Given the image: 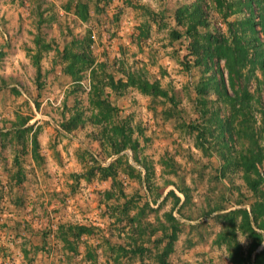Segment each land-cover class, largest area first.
<instances>
[{
	"label": "rangeland",
	"instance_id": "374dc122",
	"mask_svg": "<svg viewBox=\"0 0 264 264\" xmlns=\"http://www.w3.org/2000/svg\"><path fill=\"white\" fill-rule=\"evenodd\" d=\"M69 1L0 0V264H160L166 240L162 230L151 231L160 223L169 225L164 217L169 212L179 230L167 264H231L228 248L216 243L223 230L217 216L237 208L248 211L252 193L241 171L222 178L215 151L198 147V126L204 122L192 85L199 69L186 68L189 17L183 14L184 24L175 21L178 8L195 0ZM223 1L229 7L236 0ZM77 2L87 6L86 21L74 13ZM204 3L211 24L225 33L215 0ZM244 16L232 14L227 21ZM173 32L181 38L174 39ZM86 37L94 62L76 83L64 71V58L77 50L73 41ZM102 65L105 74L124 82L125 73L142 71L174 98L170 106L134 87L120 95L103 88L119 119L133 129L136 155L147 173L127 149L122 161L132 170L117 166L114 179L96 171L90 175V167H108L117 156H108L94 140L98 130L90 123L70 132L61 127L77 111L90 115V72L101 73ZM254 70L247 88L251 94L258 90L261 99L250 124L264 149V72ZM170 107L168 119L162 111ZM205 139L213 142L208 135ZM258 171L264 173V160ZM107 191L117 197L106 200ZM169 191L180 198L175 208L173 197L163 200ZM127 199L132 201L125 208ZM239 199L244 204L237 205ZM67 226L91 229L77 240L69 236L75 250H67L60 239ZM237 241L244 250L250 244L241 233Z\"/></svg>",
	"mask_w": 264,
	"mask_h": 264
},
{
	"label": "trees",
	"instance_id": "16d2710c",
	"mask_svg": "<svg viewBox=\"0 0 264 264\" xmlns=\"http://www.w3.org/2000/svg\"><path fill=\"white\" fill-rule=\"evenodd\" d=\"M72 0L68 2L71 5ZM217 13L221 16L225 24V33L211 24L210 13L206 8L204 0H195L191 6L183 5L175 12V21L183 23V14L189 17L186 22L187 38H191L188 45L187 69H199L198 80L192 86L197 94L194 100L195 107L203 124L190 127L191 131H197V142L199 149L215 151L219 158V174L222 178L226 175L241 171L243 178L252 193V202L249 210L237 208L225 213H220L217 218L221 220L223 230L217 235V244H224L228 248L229 261L231 264H264V173L258 171L264 160V149L259 145L255 132L251 129V124L255 118L253 111L256 103L261 99L260 92L250 93L247 84L252 76L255 77V68H261L264 72V0H236L229 7H225L223 0H215ZM69 10V7H66ZM74 13L82 21L87 20L88 11L85 3L77 2L74 5ZM245 13L242 19L227 21L232 14ZM258 27V29H256ZM173 38L179 39L181 35L173 32ZM142 38V37H140ZM89 37L82 41L72 42V47H76L75 52L65 55L68 64L65 73L70 75L74 82H79L81 73L94 62L88 51ZM37 65L38 57L33 58ZM223 62V67L220 62ZM250 64L248 75H243L244 70ZM96 73L92 69L90 72V92L88 102L91 108L90 115H84L83 111L74 113L67 121L61 125L66 132L73 131L79 127L83 128L86 123H90L98 130V134L92 135L94 140L99 142L100 147L105 150L108 156L115 155V162L108 167H90V175L98 172L102 178H115V167L125 166V170H132L128 162L122 161V153L129 149L134 153L136 162L141 163L143 169L148 172L146 163L141 161L136 155L139 141L133 138V129L127 121L118 117V110L104 96V87L116 95L122 94L128 87L136 88L140 93L155 98H162L164 103L173 106L174 98L168 91L162 89L157 80L150 81L142 71L125 73L126 81L115 80L112 75L103 72ZM40 70L39 67L37 68ZM225 72L226 77L225 78ZM38 76L40 74L38 73ZM104 79V80H103ZM106 80V81H105ZM264 83V82H263ZM224 110V112H223ZM223 112V113H222ZM165 118H172V108L162 111ZM262 122L264 123V108L261 111ZM237 120V121H236ZM239 120V121H238ZM24 123V122H23ZM210 136L212 141L205 139ZM244 140L240 149L235 148V144ZM37 148V144L34 143ZM35 148V149H36ZM35 152V151H34ZM254 175V177H253ZM147 177V176H146ZM117 186L112 183V190ZM121 196H124L119 191ZM186 200L188 194L184 189L180 190ZM106 200H111L113 191L105 193ZM173 197V208L180 203V198L174 191H169L167 197ZM126 199L127 197L124 196ZM125 208L130 204L131 199H127ZM237 205L244 204L240 199ZM183 205V204H182ZM224 208H222L223 210ZM126 210H124L125 212ZM168 226L160 223V227L153 229L151 234L157 230H162L163 238L166 240L164 247L159 253V263L167 264L166 258L172 252L173 242L177 239L178 222L173 217L172 212L164 215ZM137 217L130 219L135 221ZM91 229L85 226H67L63 235L60 236L62 243L67 250H75L69 236L77 240L83 234H89ZM246 235L250 240L247 249L244 250L237 241V234ZM162 239L160 241H162Z\"/></svg>",
	"mask_w": 264,
	"mask_h": 264
}]
</instances>
